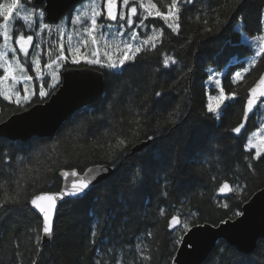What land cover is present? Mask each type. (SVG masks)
Wrapping results in <instances>:
<instances>
[{
    "label": "trees",
    "instance_id": "16d2710c",
    "mask_svg": "<svg viewBox=\"0 0 264 264\" xmlns=\"http://www.w3.org/2000/svg\"><path fill=\"white\" fill-rule=\"evenodd\" d=\"M157 2L159 4L161 0ZM223 2L201 0L185 6L180 36L170 35L163 21L150 18L148 23L165 27L164 42L158 43L156 50L144 55L143 60L137 57L133 71L114 76L106 70L104 96L94 106L76 113L54 138H35L28 143L14 144L0 138V153L6 154L0 159V169L5 174L9 169L3 161L8 158H13V168L29 161L44 170L49 165L59 170L72 167L80 170L94 164L112 166L105 150L92 143V133L96 137H103L104 133L110 136L122 122L124 133L128 134L132 113L145 109L148 113L143 131L130 144L127 155L115 165L114 175L90 191L86 198L60 206L55 236L36 257L38 264H93L97 256H104L105 249L119 252L130 249L140 240L152 249L153 264H172L179 245L173 247L167 223L176 210L196 213L197 224L217 225L236 218L234 213L239 212L255 192L264 188V163L254 162V173L247 169L244 157L248 153L243 150L246 138L244 134L236 137L230 131L241 121L247 90L264 72V61L259 62L241 84L229 82L230 75L243 67L240 63L232 64V60H246L252 55L250 47L242 43L237 28L241 26L249 37L262 34L264 0H241L235 9L219 8L224 22L217 26L210 21L213 31H204L203 24L195 21L197 10L205 3L219 7ZM71 32L69 24L63 40L58 37L65 47ZM76 39L74 36L73 43ZM163 53L180 61L181 75L161 68ZM226 68L228 73L222 85L226 93L236 90L237 98L228 102L221 119L215 120L207 112L208 71ZM156 91H162L163 96L155 97ZM177 105L180 114L176 124L158 131L156 120L160 113L166 116ZM17 111L16 107H4L0 122ZM256 126L252 118L247 133ZM153 134L155 139L149 147L131 155L135 145L148 141L147 136ZM107 138L103 137L101 142ZM76 152L81 153L79 162ZM17 156L25 157V161L15 159ZM213 176L216 180H212ZM225 181L244 185L245 190L225 199L218 192V186ZM0 183H3V176H0ZM61 186L62 180L54 172L48 174L43 185H38L37 192H56ZM165 191L166 197L162 195ZM221 201L229 207H221ZM160 209L165 210L164 217L158 215ZM97 223L101 227L97 229L96 243L91 244L90 232ZM32 224L33 217L26 212L15 213L0 222L3 232L0 261L3 264H10L12 238L21 236L23 239ZM149 231L153 237L147 236ZM21 247L25 250L24 264H30V256L35 255L31 244L25 241ZM205 264H264V241H260L255 253L249 256L220 241Z\"/></svg>",
    "mask_w": 264,
    "mask_h": 264
},
{
    "label": "snow or ice",
    "instance_id": "6c2138e0",
    "mask_svg": "<svg viewBox=\"0 0 264 264\" xmlns=\"http://www.w3.org/2000/svg\"><path fill=\"white\" fill-rule=\"evenodd\" d=\"M46 2L47 0H41L39 5L29 6L31 0H23V2L22 0H0V40H2L0 42V99L15 105L21 111H27L31 107L33 97L36 98V102H41L49 95V89H55L58 86L59 70L66 64L80 66L83 62L85 67L107 69L114 76H122L125 72L135 70L137 57L143 60L144 55L154 52L157 44L164 42V26L170 30V35H181V19L185 6L200 3L201 0H161L159 4L157 0H89L84 7L75 9L73 16L60 19L59 23H56L54 19L46 22V11L43 8ZM81 2L83 3V0ZM240 3L241 0H224L219 7L205 3L202 9L197 10L195 21L203 24L204 31L212 32L213 27L209 26L210 21L217 26L224 22L219 8L235 9ZM149 18H158L163 21L164 26L145 23L149 21ZM191 19L192 17H189V20ZM69 24L72 26V32L67 36L68 54L65 53L63 43H58L55 48L47 52L48 59L43 66L49 69L46 80L41 68V44L40 42L34 44V37H40L41 34L52 35L55 31L63 40ZM136 29H142L143 33ZM237 32L244 42L249 43L252 55L246 60V66L242 67V71H235L230 75L229 82L232 85L241 84L246 74L259 62L264 61V29L262 34L257 35L252 41H249L243 28L238 27ZM125 35L126 38H124ZM74 36L77 38L75 43H73ZM189 42L186 41V43ZM30 49H32L31 54ZM27 65L33 68L35 76L29 74ZM179 66L180 61L175 56L163 53L161 68L171 69L181 75ZM222 75L224 73L209 69L207 86L211 94L208 96L207 112L211 113L215 120L221 119L220 109L225 101H234L237 98L236 90L225 92L219 78ZM34 79L35 83H33ZM162 96V91L155 92V97ZM179 114V105L166 116L160 113V118L156 120V129L163 131L169 125H175ZM250 114L254 121L259 122L250 134L247 131L244 132L246 142L243 150L248 153L244 157L247 162L246 167L254 173V162L264 163V74H261L255 84L247 90L241 121L230 129L236 137H240L242 130H245ZM147 119L146 109L144 112L135 111L132 113V119L128 121L130 125L128 134L124 133L121 122V126L110 136L108 133L103 134V137H108L103 142H101L103 137H96L95 133H92L94 136L92 143L97 148L105 150L110 157L109 163L115 168V165L127 155L126 150L130 144L139 138ZM154 139L155 134L147 136L149 141ZM4 155L6 154L0 153V159ZM75 156L79 162L81 153L76 152ZM84 158L87 159V156ZM12 159L3 161L9 169L6 174L3 169H0V176H3V183H0V222L15 213L26 212L33 217V224L28 227L23 239L21 236L12 238L9 260L10 264H24L25 250L21 245L28 241L31 244V250L35 252V255L30 256V264H38L36 257L43 251L44 241L50 242L55 236L53 220L58 201H63L66 197L86 198L97 175L107 174L111 169L105 164H95L92 167L85 165L80 170L72 167L62 171L49 165L44 170L31 165L30 161L22 163L18 168H13ZM15 159L25 161V157L22 156H17ZM54 172L58 173L62 179L61 189L57 192H37L38 185H43L48 179V174ZM212 180H216V177L213 176ZM244 190V185L230 184L227 181L218 186V192L224 194L225 199L232 198L227 194L238 195ZM162 195L166 197L168 193L165 191ZM220 203L223 208L229 207L228 203L222 201ZM234 214L242 216L243 212ZM158 215L164 217L165 210L160 209ZM197 226L196 213L191 211L181 213L180 210H176L167 223L173 247L183 244L185 236ZM100 227L97 223L91 230V244L96 243L97 229ZM2 235L3 232L0 231V237ZM147 236L153 237V233L149 231ZM153 260L152 249L140 240L130 249H121L119 252L111 248L105 249L104 256H97L93 264H153ZM0 264H3V261H0Z\"/></svg>",
    "mask_w": 264,
    "mask_h": 264
},
{
    "label": "water",
    "instance_id": "95a60500",
    "mask_svg": "<svg viewBox=\"0 0 264 264\" xmlns=\"http://www.w3.org/2000/svg\"><path fill=\"white\" fill-rule=\"evenodd\" d=\"M40 3L41 0H34L35 6ZM81 3V0H47L43 4L46 20L51 22L54 19L58 23ZM105 91L106 83L103 72L88 67H67L62 73V85L53 93L50 100L46 104L35 105L24 113L15 114L1 123L0 138L10 143H26L35 137L51 138L73 114L85 106L96 104ZM252 118L250 114L241 136L247 131ZM233 135L236 136L234 133ZM151 143L152 141L149 140L138 143L132 148L131 155L142 152ZM105 165L111 171L97 175L89 192L114 175L116 169ZM219 195L224 197V194L219 193ZM71 200L78 199L66 197L63 201H58L53 220L54 229L60 206ZM241 211L242 216L227 219L217 225L198 224L192 232L185 236L184 243L179 245L172 264H205L220 241H224L243 255L254 254L259 242L264 241V188L255 192L243 204ZM52 240L50 242L45 240L43 246L50 244Z\"/></svg>",
    "mask_w": 264,
    "mask_h": 264
},
{
    "label": "flooded vegetation",
    "instance_id": "af4514ba",
    "mask_svg": "<svg viewBox=\"0 0 264 264\" xmlns=\"http://www.w3.org/2000/svg\"><path fill=\"white\" fill-rule=\"evenodd\" d=\"M86 2H88V0L87 1H85V2H83V3H86ZM29 6H35V4H34V0L31 2V5H29ZM75 9V8H74ZM73 9V10H74ZM71 16H73V13H72V11L68 14V15H66L65 17H63L62 19H66V18H69V17H71ZM101 19H103V17H101ZM135 19V18H134ZM45 20H46V17H45ZM150 20V19H149ZM46 22H48L47 20H46ZM149 21H147V23H148ZM152 22V21H151ZM59 23V22H58ZM135 27V26H134ZM137 30V29H136ZM25 31L27 32V29H25ZM138 31H140L141 32V29H138ZM39 38V39H38ZM40 40V41H39ZM37 42H40V44H41V67H42V70L43 71H45L46 73L47 72H49L48 70L49 69H47V68H44L43 66H44V62L48 59V56H47V52L48 51H51L53 48H55L56 47V45L58 44V43H60V39L58 38V36H57V34L55 33V31L52 33V35H47V34H44V36L41 34V36L40 37H34V44L35 43H37ZM30 51V54H31V51H32V49H30L29 50ZM65 53L66 54H68L67 53V47H65ZM241 60V59H240ZM247 60V59H246ZM246 60H241V62H240V64H243V66H245V63H246ZM239 64V63H238ZM27 67H29V71H30V73H31V75H33V76H35V73H34V70H33V68L30 66V65H27ZM67 67H72V68H81V67H85L84 65H83V63L80 65V66H73V65H71V64H66L63 68H61V71L59 72V80H60V83L58 84V86L55 88V89H49V95L43 100V101H41V102H36V98L34 97V99H33V103H32V105H31V107L28 109V110H30L32 107H34L35 105H43V104H46L49 100H50V98H51V96L53 95V93L54 92H56L57 90H59V88H60V86L62 85V73H63V71L67 68ZM228 68V67H227ZM242 69V68H241ZM240 69V70H241ZM97 70H99V71H101V72H103L104 73V76H105V83H106V70L107 69H98L97 68ZM46 73H45V79L47 80L48 79V76L46 75ZM248 74V73H247ZM246 74V75H247ZM35 80V79H34ZM47 87V86H46ZM105 94V93H104ZM104 96V95H103ZM98 103V102H97ZM95 105V104H94ZM94 105H89V106H85L84 108H82L81 110H79V111H77L76 113H78V112H80V111H82L83 109H85V108H87V107H90V106H94ZM6 108V107H16L15 105H12V104H9L7 101H1V103H0V113L3 111V108ZM19 110V109H18ZM27 110V111H28ZM24 112H26V111H21V110H19V111H17V112H15V113H12V114H10L9 115V117L7 118V119H5L4 121H2V122H0V124L1 123H3V122H5V121H7L9 118H11L13 115H15V114H21V113H24ZM75 113V114H76ZM7 114V113H6ZM75 114H73L65 123H67ZM64 123V124H65ZM63 124V125H64ZM62 125V126H63ZM61 126V127H62ZM61 129V128H60ZM59 129V130H60ZM59 130H58V132H59ZM57 132V133H58ZM57 133L55 134V136L57 135ZM55 136H53V137H51V138H38V139H52V138H54ZM35 138H37V137H35ZM35 138H33V139H35ZM4 139V138H3ZM32 139V140H33ZM6 140V139H5ZM32 140H30V141H32ZM8 141V140H7ZM30 141H28V142H30ZM9 142V141H8ZM28 142H26V143H28ZM17 143V142H16ZM20 143H22V142H20ZM12 144H14V143H12ZM95 165V164H94ZM91 166H93V165H91ZM91 166H89V167H91ZM63 170H69V169H63ZM78 170V169H77ZM60 190V189H59ZM57 192V191H56Z\"/></svg>",
    "mask_w": 264,
    "mask_h": 264
},
{
    "label": "rangeland",
    "instance_id": "374dc122",
    "mask_svg": "<svg viewBox=\"0 0 264 264\" xmlns=\"http://www.w3.org/2000/svg\"><path fill=\"white\" fill-rule=\"evenodd\" d=\"M33 0H31V2H32ZM22 2H23V0H22ZM89 3V0H88V2H86V3H81V4H79L78 6H76L75 7V9H78V8H82V7H84L85 5H87ZM75 9L72 11L73 12V15L75 14ZM150 19V18H149ZM145 23H147V21H145ZM263 26H264V11H263ZM240 28H242L241 26H239ZM137 31H138V29H137ZM141 33H143V30L141 29ZM43 36H44V34H42ZM248 36V35H247ZM124 38H126V35H125V37ZM39 39V38H38ZM248 39H249V41H252V40H254L255 39V37H249L248 36ZM40 41V40H39ZM242 43H244V44H246V45H248L249 46V43H246V42H244L243 41V38H242ZM22 55V54H21ZM241 62V60L240 59H238V58H234L233 60H232V64H238V63H240ZM83 63V62H82ZM81 63V64H82ZM245 66H246V63H245ZM42 68V67H41ZM213 70V72H220V73H224V75H222V76H220L219 78L221 79V81L223 82V79H224V77L227 75V73H228V69L226 68L225 70H221V71H218V70H215V69H212ZM49 71V70H48ZM61 71V69L59 70V72ZM239 71H242V69L241 70H239ZM28 72H29V74H31L30 73V71H29V67H28ZM44 73H46L45 71H43ZM48 73V72H47ZM46 73V74H47ZM208 75H209V71H208ZM33 83H35V80L33 81ZM206 89H207V99H208V96H209V94H211V92H210V89L208 88V86H207V83H206ZM33 99H34V97H33ZM1 101H2V99H0V103H1ZM208 102H209V100H208ZM228 102H230V101H225V103H224V105H222L221 106V109H220V111H221V113L223 112V108L226 106V104L228 103ZM259 121H255V123L257 124ZM250 134V133H249ZM239 212H242L241 210L239 211Z\"/></svg>",
    "mask_w": 264,
    "mask_h": 264
}]
</instances>
